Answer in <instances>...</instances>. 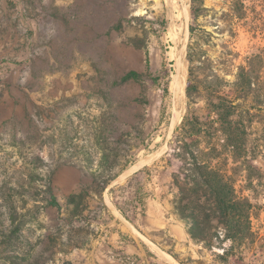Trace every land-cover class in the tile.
<instances>
[{
    "label": "rangeland",
    "instance_id": "rangeland-1",
    "mask_svg": "<svg viewBox=\"0 0 264 264\" xmlns=\"http://www.w3.org/2000/svg\"><path fill=\"white\" fill-rule=\"evenodd\" d=\"M191 5L0 0V232L16 215L22 249L33 247L30 264H214L213 252L195 243L173 211L179 163L168 162L169 141L189 103L200 114L206 109L204 87L187 96L191 67L193 83L210 87L233 82L254 57L264 80V0H198L196 20ZM93 19L95 33L87 31ZM130 70L146 77L122 82ZM248 104L250 154L264 172V94ZM122 168L104 192L90 186ZM245 175L238 171L236 187L250 198L254 229L264 237V177L250 185ZM83 187L87 219L63 220L67 196ZM51 196L62 212L48 203ZM159 219L179 224L187 240ZM111 229L124 231L114 237ZM260 251L257 263L249 255L231 264H264Z\"/></svg>",
    "mask_w": 264,
    "mask_h": 264
},
{
    "label": "trees",
    "instance_id": "trees-1",
    "mask_svg": "<svg viewBox=\"0 0 264 264\" xmlns=\"http://www.w3.org/2000/svg\"><path fill=\"white\" fill-rule=\"evenodd\" d=\"M197 1L192 0L191 5V15L195 20L200 13ZM190 32L194 33L193 23ZM148 54L147 51L149 65ZM189 61L192 62V52H189ZM192 70L191 67L187 96L191 100L192 94L204 87L206 109L200 114L189 103L169 141L171 157L168 162L174 159L179 163L172 172L173 211L186 223L195 243L213 252L214 264H231L233 258L245 261L249 255L257 263L263 255L260 249L264 248V237L254 229L253 204L248 196L237 190L236 174L241 169L245 170L250 185L255 180L262 181L264 177V172L253 162L250 154V131L254 120L251 104H248L262 97L264 80L254 65V57L247 65L240 67L233 82L220 79L219 83H213L210 87L196 81L193 83ZM145 77L137 70H130L122 76L121 81L142 80ZM153 80H158V77ZM165 90L168 91V88ZM138 101L142 99L138 98ZM260 139L262 149L259 153L264 158V129L261 130ZM125 169L122 168L109 179L94 178L90 186L97 193H102ZM114 191L115 185L109 188L111 195ZM88 194L87 187L69 194L65 204L66 216L62 219L69 222L87 219L85 211L89 206L84 202ZM48 203L56 206L60 212L64 209V205L54 196L50 197ZM114 204L130 220L116 201ZM25 216L22 214L23 218ZM10 221L11 226L0 232V264H30L33 247L22 249L21 223H17L14 214L10 216Z\"/></svg>",
    "mask_w": 264,
    "mask_h": 264
},
{
    "label": "crops",
    "instance_id": "crops-1",
    "mask_svg": "<svg viewBox=\"0 0 264 264\" xmlns=\"http://www.w3.org/2000/svg\"><path fill=\"white\" fill-rule=\"evenodd\" d=\"M91 3H92V2H91ZM97 28H98V22H96L95 19H93L92 22H91V21H88V28H87V31H88V32H93V33H95L96 30H97ZM78 30H80V28H76L75 31H78ZM169 203H170V201H169ZM108 205H109V204H108ZM169 208H170V205H169ZM110 210H111V212L115 215V219L120 220L119 215L116 214V213H118V210H116V209L114 210L111 206H110ZM116 211H117V212H116ZM157 220H158V219H157ZM159 220H160V219H159ZM168 220H169V218H168ZM174 220H175V219H174ZM160 221H161V223H163L161 227H163L164 225H166V226H167V230H168L169 232H171V235H173L174 237H176V238L178 239V241H181L183 238H185V239L187 240V237H188V236H187V234L184 232V230L181 228V226H180L179 224H177L176 222L171 223V224H168V222L164 221L163 219H161ZM175 221H176V220H175ZM116 223H117V222H116ZM110 225H112V224H110ZM118 225H119L118 227L121 226V228H122V226H123L124 224L119 223ZM123 227H124V226H123ZM111 230H112V229H111ZM119 231H120V232H123L124 230L121 229V230H119ZM119 231L113 229V230H112V234H113V236L115 237V235L118 234ZM120 242H123V241H120Z\"/></svg>",
    "mask_w": 264,
    "mask_h": 264
},
{
    "label": "bare ground",
    "instance_id": "bare-ground-1",
    "mask_svg": "<svg viewBox=\"0 0 264 264\" xmlns=\"http://www.w3.org/2000/svg\"><path fill=\"white\" fill-rule=\"evenodd\" d=\"M181 85V84H180ZM184 85L182 84V87H181V89L184 91ZM175 88H177V90L179 91V83L176 85V87ZM175 93H177L178 94V92H175ZM176 114H177V112H176ZM179 116V115H178ZM173 118V117H172ZM177 121V120H176ZM173 126V125H172Z\"/></svg>",
    "mask_w": 264,
    "mask_h": 264
}]
</instances>
